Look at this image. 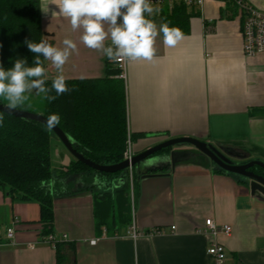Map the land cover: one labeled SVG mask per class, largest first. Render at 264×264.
<instances>
[{
  "label": "crops",
  "instance_id": "crops-1",
  "mask_svg": "<svg viewBox=\"0 0 264 264\" xmlns=\"http://www.w3.org/2000/svg\"><path fill=\"white\" fill-rule=\"evenodd\" d=\"M249 1L264 10V0ZM187 9L192 12L189 32L175 45H165L160 33L152 60L127 62L131 154L165 139L194 137L264 160V53L244 54L240 19L232 8L224 11L209 0ZM40 14L43 40L60 48L65 38L77 44L61 73L66 79L105 75L106 61H111L80 41L82 30L73 31L66 19L52 18L50 12L40 9ZM161 14L145 13L157 30ZM45 68L50 76L57 74L50 61ZM58 140L50 157L57 167L54 175L74 159ZM196 152L190 145L173 146L164 153L160 171L134 175L129 193L113 192L120 182L115 179L97 186L110 192L100 201L90 190L55 197L50 234L64 242L69 262L62 264H217L206 250L213 242L224 246L225 264H264V197L251 195L236 174L218 171ZM39 213L37 201L12 200L0 187V225L5 231L14 218L18 221L10 242L0 233V264H57L55 248L42 240ZM208 218L230 225L231 232L204 230Z\"/></svg>",
  "mask_w": 264,
  "mask_h": 264
},
{
  "label": "trees",
  "instance_id": "trees-1",
  "mask_svg": "<svg viewBox=\"0 0 264 264\" xmlns=\"http://www.w3.org/2000/svg\"><path fill=\"white\" fill-rule=\"evenodd\" d=\"M187 8L176 5L171 12L162 13V24L167 23L170 28H179L182 35L187 34L192 16ZM42 36L40 0H0V65L7 70L16 59L26 58L27 66H35V54L29 51L25 41L39 43ZM111 62L106 61L103 77L66 79L69 89L74 90L52 102L43 98L42 114L46 118L58 114L60 122L56 125L71 137L74 148L104 166L122 161L127 147L125 84L123 79L116 77L119 70ZM51 84L52 80L48 79L45 86L51 88ZM49 94L55 95V92ZM0 115L4 117L3 126H0V187L7 189L12 200L37 201L43 225L41 237L52 231L55 197L70 196L82 190L92 191L99 201L109 195L110 192L99 191L92 182L93 177L107 182L118 179L119 186L113 192L129 193L127 170L99 172L74 158L68 167L54 175L49 127L2 111ZM170 150L171 147L164 148L159 154ZM256 171L262 170L256 167ZM236 176L244 182L241 176ZM59 180L68 182L67 186ZM63 245L64 242L56 240L57 264L69 262Z\"/></svg>",
  "mask_w": 264,
  "mask_h": 264
},
{
  "label": "clouds",
  "instance_id": "clouds-1",
  "mask_svg": "<svg viewBox=\"0 0 264 264\" xmlns=\"http://www.w3.org/2000/svg\"><path fill=\"white\" fill-rule=\"evenodd\" d=\"M50 5H55V9H50ZM40 9L45 14L50 12L52 18L63 17L73 31L82 30L80 41L90 49L101 51L110 61L152 60L154 41L160 33H163L164 43L168 46L175 45L182 35L179 28H170L167 23L157 30V25L146 18L145 13L151 15L154 11L150 0H41ZM107 40L110 44L106 46ZM25 43L35 54V66H27L26 58L16 59L7 70L0 65V97L7 101L6 106L10 110L23 105L29 98L27 94L33 92L43 94L45 100L52 102L74 90L69 89L66 77L61 74L70 55L78 50L72 39L65 38L62 48L46 40L39 43L26 40ZM44 61L51 62L56 75L50 76ZM48 79L52 80L51 88L45 86ZM52 91L55 95L49 94ZM3 120V115H0V126H3ZM59 122L58 114L49 116L47 120L49 128ZM93 183L103 188L106 181L96 176Z\"/></svg>",
  "mask_w": 264,
  "mask_h": 264
},
{
  "label": "water",
  "instance_id": "water-1",
  "mask_svg": "<svg viewBox=\"0 0 264 264\" xmlns=\"http://www.w3.org/2000/svg\"><path fill=\"white\" fill-rule=\"evenodd\" d=\"M0 111L18 118L33 120L49 127L47 124L48 118L43 114H37L20 108L10 110L6 104L1 102ZM49 130L56 135L61 144L75 159L86 164L90 169L105 173H116L131 168L134 175L138 176V178L153 176L152 172L160 169L158 167L164 156V154H159L162 149L167 147L172 148L175 145H190L196 149V153L206 157L214 167L241 176L251 195L264 197V160L260 158H248L247 155L229 146L212 144L194 137H175L159 141V143L148 147L146 150L132 154L130 158L123 159L118 163L104 166L92 161L91 158L84 157L83 154L78 152L73 146L71 137L61 130L58 125L49 128ZM169 154L172 158L170 159V163L174 166L173 153ZM256 167H259L262 171L257 172Z\"/></svg>",
  "mask_w": 264,
  "mask_h": 264
},
{
  "label": "built area",
  "instance_id": "built-area-1",
  "mask_svg": "<svg viewBox=\"0 0 264 264\" xmlns=\"http://www.w3.org/2000/svg\"><path fill=\"white\" fill-rule=\"evenodd\" d=\"M209 0H150L152 8L161 14L165 11L171 12L176 5H184L188 8H201ZM222 6L224 11L229 8L235 10L236 15L240 19V32L243 41V52L247 56H253L259 53H264V10L258 9L253 6L249 0H216ZM127 60L112 61L113 65L119 70L116 77L125 81L126 79V67ZM130 138L127 137V147L123 154V159L130 158L132 156L130 149ZM133 169L127 170V177L132 187ZM132 201L134 203L133 193L131 194ZM18 221L13 219V224L6 227L4 231L5 238L10 242L15 236V229ZM174 228V227H172ZM209 229L210 232L215 235L219 232L229 234L231 232L230 225L220 226L214 222L213 219L208 218L204 221V230ZM135 230L132 231V235L137 236ZM65 238V235L62 237ZM44 242H48L55 248L56 238L53 234H48L42 237ZM96 239H91L90 243L93 244ZM29 247H33V244H29ZM220 243L213 242L207 250V253L213 257L217 264H223L225 261V249Z\"/></svg>",
  "mask_w": 264,
  "mask_h": 264
},
{
  "label": "rangeland",
  "instance_id": "rangeland-1",
  "mask_svg": "<svg viewBox=\"0 0 264 264\" xmlns=\"http://www.w3.org/2000/svg\"><path fill=\"white\" fill-rule=\"evenodd\" d=\"M27 95L29 96L28 100H26L24 102V104L19 106L18 108L24 109V110H28V111H31V112H34V113H37V114H42L43 113V108H44V102H43L42 94L41 95H36L35 92H33V93L27 94ZM0 102L7 105V101L4 98H2V97H0ZM56 140H58V138L56 137V135L53 132H51L50 133V143H49L51 145V150L53 149V144L52 143H54V141H56ZM57 143H59V145L63 149H65L60 141L57 142ZM52 157H53V155H52ZM250 158H261V157H257V156L251 155ZM52 172L53 173H57V167L55 168V164L53 162H52ZM2 231H4V225L1 224L0 225V233Z\"/></svg>",
  "mask_w": 264,
  "mask_h": 264
}]
</instances>
